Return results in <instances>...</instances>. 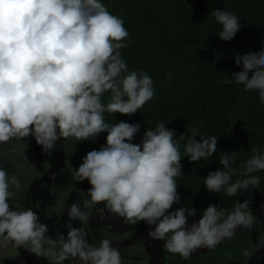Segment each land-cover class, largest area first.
Listing matches in <instances>:
<instances>
[{"label": "clouds", "instance_id": "clouds-1", "mask_svg": "<svg viewBox=\"0 0 264 264\" xmlns=\"http://www.w3.org/2000/svg\"><path fill=\"white\" fill-rule=\"evenodd\" d=\"M212 15L221 25L219 38L231 41L241 29L240 18L225 8ZM129 40L124 19L110 12L104 0H0V145L34 137L43 153L51 156L59 151L58 140L96 142L107 133L106 143L87 152L71 173L73 181H88L91 187L86 193L78 191L79 199L68 206V222L62 225L68 229L66 237L57 232L51 238L31 206L10 207L9 199L22 191V185L0 163V245L22 247L37 257L50 258V264H124L110 239H100L99 246L89 242L84 227L90 219L88 209H95L100 221L107 211L125 225L143 221L154 226L148 236L164 241L166 252L184 260L191 259L197 249L215 250L234 239L237 228L257 226L250 199L237 202L230 212L209 204L190 227L188 218L197 215L195 208L172 210L181 201L176 182L183 174L181 159L199 162L212 157L217 151L215 136L189 128L191 135L182 154L176 131L162 120L154 129H146L139 143L133 142L141 129L139 122L105 121V113L133 116L156 96L152 77L142 69L130 71L122 57ZM234 62L242 70L224 83L258 92L264 105V48L237 55ZM106 93L110 97L105 103ZM184 139L183 134L179 136ZM252 151L243 172L231 167L235 155L221 152L223 170L208 173L206 190L219 193L223 189L232 197L258 188L261 178L251 174L264 171V153ZM234 176L242 178L231 182ZM73 220L82 227L74 228ZM260 249H264V234L243 255L248 261Z\"/></svg>", "mask_w": 264, "mask_h": 264}, {"label": "trees", "instance_id": "trees-1", "mask_svg": "<svg viewBox=\"0 0 264 264\" xmlns=\"http://www.w3.org/2000/svg\"><path fill=\"white\" fill-rule=\"evenodd\" d=\"M109 11L124 19L130 33L129 47L121 50L129 70L142 69L153 79L156 96L133 116L105 113V121L141 124L134 139L139 143L146 129H154L162 120L176 131L183 154L188 131L198 127L206 136L218 140L212 157L191 162L181 159L182 175L176 178L181 197L175 206L195 208L197 215L209 204L233 210L240 195L229 197L206 190L204 178L209 172L223 170L219 162L221 152L235 155L232 168L243 172L253 149L264 153V105L256 91L246 92L243 85L225 84L233 72L242 70L235 57L248 52L258 53L264 48V0H104ZM227 9L240 18L241 29L231 41L219 38V25L212 12ZM171 73V79H168ZM251 77V72L249 73ZM110 93L104 96L106 103ZM184 140H179L180 135ZM107 133L96 142L72 140L70 164L78 168L83 157L106 143ZM200 139L199 135L196 137ZM258 189L264 195V171ZM241 176H234L231 182ZM253 199V192L246 190ZM245 241L250 242L249 231ZM247 248V247H246ZM239 242L228 241L216 248L211 258L198 264H246Z\"/></svg>", "mask_w": 264, "mask_h": 264}, {"label": "flooded vegetation", "instance_id": "flooded-vegetation-1", "mask_svg": "<svg viewBox=\"0 0 264 264\" xmlns=\"http://www.w3.org/2000/svg\"><path fill=\"white\" fill-rule=\"evenodd\" d=\"M72 140L75 139L69 138L60 141L62 146V164L56 169L53 166L61 151L58 141L57 147L59 151H54L51 156L43 153L42 146L37 145L34 137L24 141H10L8 144L0 145V163H3L10 174L17 175L22 185V191L9 199L10 207L26 209L31 206L37 212L40 222L49 228L48 233L55 235V237L58 235L57 232L63 233L65 237L67 236L68 229L62 227V225L68 222V206L74 200L79 199L77 197L78 191L83 190L86 193L91 187L88 181L76 183L71 179V173L75 171V168H72L70 164ZM10 191L15 192V189L11 188ZM245 199H250V196L245 195L243 201ZM253 205L254 198L249 205L251 210ZM261 210L262 207L258 204L255 217L259 222L256 227L254 226L257 237H259L261 232L263 233ZM87 211L90 219L89 223L84 227L89 232V242L99 246L100 239H110L113 242L112 246L121 251V255L125 259L124 264H129V262L133 264H198L204 259L211 258L214 251L206 250L191 254V259L184 260L178 254L173 255L166 252L163 248L164 241L154 240L148 236V232L154 230V226L147 225L145 227V222L143 221L137 225H125L122 218L113 216L107 211L105 220L100 221L96 218L95 209H88ZM71 223L74 228L82 227L81 222L78 220H73ZM141 226L142 229L139 231V236L133 242L122 244ZM246 231H249V243L254 248L250 230L241 228L235 233L234 239H232L234 242H239L243 250L247 247L245 241ZM227 242L228 240L222 242L216 248L223 247ZM10 245L12 246V244ZM45 247L49 246L45 245ZM13 249L15 258L21 264H50V258L37 257L22 247H13ZM56 250L58 251L59 249L57 248ZM256 256L258 255L256 254ZM256 256L249 259L250 261L248 260L247 264H261L256 259ZM5 262L6 264H13L12 258L9 256H5ZM64 264H67V261Z\"/></svg>", "mask_w": 264, "mask_h": 264}, {"label": "water", "instance_id": "water-1", "mask_svg": "<svg viewBox=\"0 0 264 264\" xmlns=\"http://www.w3.org/2000/svg\"><path fill=\"white\" fill-rule=\"evenodd\" d=\"M58 143L59 145L61 146V143H60V140H58ZM61 161H62V146H61V151H60V154H59V157L57 159V161L55 162L53 168L56 169V168H59L61 166ZM252 192H253V198H254V205H253V215L256 216V213H257V208H258V204L261 205L262 207V210H261V218H262V230L264 232V195L262 194V192L258 189V188H252L251 189ZM246 191V190H245ZM245 191L243 193H241L239 199H238V203L242 202L243 201V198L245 197ZM180 207L179 206H175L173 205V208L174 210H178ZM201 217L196 215L195 217H189L188 218V225L189 227L191 226V224L193 222H196L198 223L199 219ZM147 226L146 222H145V227ZM240 228H237L236 232H238ZM142 229V226L140 228H138L137 231H135L125 242H123L122 244H128V243H131L133 242L139 235V231ZM251 231V236H252V239L254 241V245L258 243V237L255 233V227L250 230ZM208 250L207 248H202V249H197L196 252L192 253V254H197V253H200V252H203V251H206ZM259 257H261V259L259 260V262L261 264H264V249H260L257 253H256ZM251 264V263H249Z\"/></svg>", "mask_w": 264, "mask_h": 264}, {"label": "rangeland", "instance_id": "rangeland-1", "mask_svg": "<svg viewBox=\"0 0 264 264\" xmlns=\"http://www.w3.org/2000/svg\"><path fill=\"white\" fill-rule=\"evenodd\" d=\"M215 1V3H218L219 2V0H214ZM72 169V168H71ZM264 233V232H263ZM262 232L260 233V234H263ZM259 234V235H260ZM48 235L51 237V238H53V239H55L56 237H55V235H53V234H51V233H48ZM246 245H247V248L248 249H250V250H252L253 249V247L250 245V243L249 242H247L246 241ZM5 256H9V257H11L12 258V263L13 264H21L20 263V261L19 260H17L16 258H15V251H14V249H13V247L10 245V244H7L6 246H3V245H0V264H6V262H5ZM251 259V258H250ZM250 261V260H249ZM247 259H246V261H245V263L247 264ZM67 264H70V262L69 261H67ZM72 264H83L81 261H74V262H72ZM130 264H133V263H130Z\"/></svg>", "mask_w": 264, "mask_h": 264}]
</instances>
